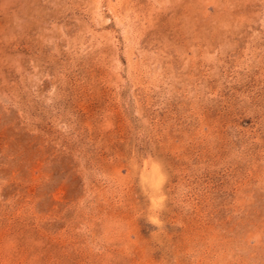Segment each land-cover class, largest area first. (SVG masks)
Returning a JSON list of instances; mask_svg holds the SVG:
<instances>
[{
  "label": "rangeland",
  "instance_id": "obj_1",
  "mask_svg": "<svg viewBox=\"0 0 264 264\" xmlns=\"http://www.w3.org/2000/svg\"><path fill=\"white\" fill-rule=\"evenodd\" d=\"M0 264H264V0H0Z\"/></svg>",
  "mask_w": 264,
  "mask_h": 264
}]
</instances>
